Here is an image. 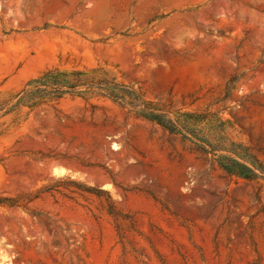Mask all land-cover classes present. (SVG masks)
Segmentation results:
<instances>
[{
	"label": "rangeland",
	"instance_id": "rangeland-1",
	"mask_svg": "<svg viewBox=\"0 0 264 264\" xmlns=\"http://www.w3.org/2000/svg\"><path fill=\"white\" fill-rule=\"evenodd\" d=\"M53 69L217 114L259 177L97 93L0 113V264H264V0H0V107Z\"/></svg>",
	"mask_w": 264,
	"mask_h": 264
},
{
	"label": "trees",
	"instance_id": "trees-1",
	"mask_svg": "<svg viewBox=\"0 0 264 264\" xmlns=\"http://www.w3.org/2000/svg\"><path fill=\"white\" fill-rule=\"evenodd\" d=\"M90 93H97L122 107H128L145 120L195 144L205 154H212L221 169L229 175L248 180L259 177L257 171L260 169L256 165H261L248 148L227 137L225 122L217 114L209 111L169 113L159 109L153 102L144 100L126 85L90 81L83 71H47L29 81L6 106L0 107V113L8 115L21 108L35 109L67 96L86 98Z\"/></svg>",
	"mask_w": 264,
	"mask_h": 264
}]
</instances>
